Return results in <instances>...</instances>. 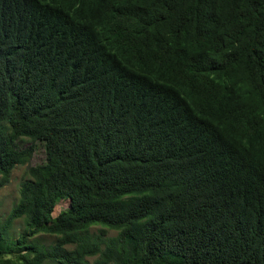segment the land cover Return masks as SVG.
<instances>
[{
    "label": "trees",
    "instance_id": "16d2710c",
    "mask_svg": "<svg viewBox=\"0 0 264 264\" xmlns=\"http://www.w3.org/2000/svg\"><path fill=\"white\" fill-rule=\"evenodd\" d=\"M37 145L0 264H264V0H0V185Z\"/></svg>",
    "mask_w": 264,
    "mask_h": 264
},
{
    "label": "rangeland",
    "instance_id": "374dc122",
    "mask_svg": "<svg viewBox=\"0 0 264 264\" xmlns=\"http://www.w3.org/2000/svg\"><path fill=\"white\" fill-rule=\"evenodd\" d=\"M34 153L29 161L25 165H16L10 174L8 182L0 185V225L6 223L7 215L11 207L18 200L20 182L27 177V167L30 165H37L44 161L45 154L41 145H37ZM68 206L67 200H60L52 213L56 216L61 210ZM24 223L22 218L14 219L8 227V234L10 238H16L23 230ZM90 232L94 237L105 240L108 237L116 236L117 231L101 226H92ZM36 241L44 246H50L56 241V235L49 233H38L34 236ZM67 248H71V245H67ZM14 258V257H13ZM95 257H88L89 264ZM16 264V263H15ZM45 264H56L55 262L47 261Z\"/></svg>",
    "mask_w": 264,
    "mask_h": 264
}]
</instances>
